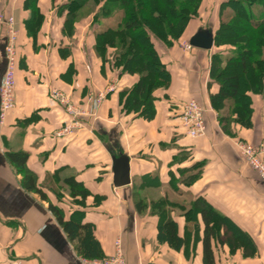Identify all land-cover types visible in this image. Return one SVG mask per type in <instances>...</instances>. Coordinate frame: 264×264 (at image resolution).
I'll use <instances>...</instances> for the list:
<instances>
[{
	"label": "crops",
	"instance_id": "crops-1",
	"mask_svg": "<svg viewBox=\"0 0 264 264\" xmlns=\"http://www.w3.org/2000/svg\"><path fill=\"white\" fill-rule=\"evenodd\" d=\"M24 1L2 0L1 6L14 17L18 39L15 107L4 119L0 117V264L16 260L23 264H80L75 244L50 211L49 203L23 188V176L7 157L9 152L19 151L29 154L28 167L39 184L55 173L61 182L75 176L85 184L91 193L85 207L64 197L62 206L66 219L79 212L83 223L94 225L104 257L114 254L120 240L126 264H204L201 217L199 237L193 235L187 247L177 251L160 244L161 217L152 206L142 214L137 211L134 194L145 199L148 191L134 189L136 181L139 188L152 184L153 202L167 199L178 205L169 209L181 237L186 236L187 224L181 207L189 209L198 197L228 219L213 241L215 264H264V182L234 143L243 139L264 146L263 96L252 95V128L234 125L235 136L226 135L210 102V93H217L219 86L213 84L208 89L213 49L192 47L185 51L155 41L170 73V87L154 92L153 121L132 112L126 114L120 92L131 89L139 76L114 68L111 49L108 62L98 56L96 17H39V23L31 24ZM215 25L211 32L194 26L184 40L190 43L203 31L214 37ZM4 34L0 36V88L7 66ZM54 90L83 111L89 108L90 97L101 93L105 99L95 115L85 118L83 130L57 139L55 131L70 117L65 106L52 99ZM190 99L199 101L206 110L207 134L202 138L189 137L179 120L183 105ZM121 154L130 158L132 183L115 188L113 157ZM196 163L202 164L197 181L192 186L180 184L189 174L181 171ZM46 194L58 204L53 193Z\"/></svg>",
	"mask_w": 264,
	"mask_h": 264
},
{
	"label": "trees",
	"instance_id": "trees-1",
	"mask_svg": "<svg viewBox=\"0 0 264 264\" xmlns=\"http://www.w3.org/2000/svg\"><path fill=\"white\" fill-rule=\"evenodd\" d=\"M91 2L100 5L99 14L95 15L98 24V56L108 62V50L116 49L118 53L110 59L114 68L121 70L122 74L139 76V80L131 89L120 92L122 111L126 114L132 112L148 122L153 121L156 117L157 100L154 92L158 89H169L171 83L170 73L162 62L154 40L168 47L173 46L182 37L189 21L197 17L202 0H68L59 7L58 14L75 17V12L86 8ZM25 3L32 11V19L29 22L39 23V17H43L40 0H26ZM224 4L237 8V12L234 11L227 22L222 20L215 32L212 49L216 48L219 53L212 55L208 89L210 90L213 84L219 86L217 93H210V102L219 114L218 121L223 132L228 136H235L234 125L252 128V95H261L264 98V0H229L223 3L222 9ZM161 17L177 18L175 21L162 22ZM238 18L246 22L245 29L233 33L227 27L238 23ZM249 28L254 33H260L259 37L248 36ZM224 47H229L228 51H223ZM228 100L233 101V108L229 110V114L222 115ZM7 157L23 176V188L27 192L38 194L42 200L49 203L50 211L70 241L75 244L78 254L88 259L104 258L102 246L94 234V225L83 223L79 217L82 213L79 212L72 213L70 219H66L62 206L64 203L61 191L67 188L71 203L85 207L91 195L85 184L75 176L67 177L61 182L55 173L41 185L37 175L28 167V153L9 152ZM181 160H184V157ZM201 165L196 163L192 168L182 170L181 174H189L179 183L192 186L200 177ZM143 185L144 183H141V186ZM137 187L139 188L138 184L134 182V189ZM46 191L56 196L58 204L50 201ZM134 204L140 214L149 206L157 211L161 217L157 240L177 251L187 247L193 235L198 239L201 217L204 224V264H215L213 241L219 237V227L226 225L228 219L218 213L205 198L195 199L189 209L181 207L187 222L184 237L179 235L178 223L171 216L169 209L178 205L170 203L167 199L148 203L138 193L134 194ZM230 232L241 237L236 234V230Z\"/></svg>",
	"mask_w": 264,
	"mask_h": 264
},
{
	"label": "built area",
	"instance_id": "built-area-1",
	"mask_svg": "<svg viewBox=\"0 0 264 264\" xmlns=\"http://www.w3.org/2000/svg\"><path fill=\"white\" fill-rule=\"evenodd\" d=\"M2 0H0V36L5 32V59L6 72L0 88V117L4 119L5 115L15 107V88H16V66H17V31L15 27V19L2 10ZM188 49H192L190 44ZM114 88H112L113 90ZM52 99L63 104L66 112L70 117L69 121L55 132V137L65 139L72 137L85 128L84 120L86 117L95 115L99 109L105 95L99 94L90 97L89 108L83 111L74 104L60 91L51 92ZM179 120L187 135L193 139L202 138L207 134L206 110L202 104L191 99L186 102L179 115ZM236 149L241 153L249 166L257 172L260 179L264 182V146H255L252 144L235 143ZM80 264H126L122 243L118 240L115 243V252L110 257L102 259H88L80 257ZM9 264H23L21 261H13ZM148 264H153L152 262Z\"/></svg>",
	"mask_w": 264,
	"mask_h": 264
},
{
	"label": "rangeland",
	"instance_id": "rangeland-1",
	"mask_svg": "<svg viewBox=\"0 0 264 264\" xmlns=\"http://www.w3.org/2000/svg\"><path fill=\"white\" fill-rule=\"evenodd\" d=\"M228 1L229 0H202L201 5H199V7H198L197 17H194V19L189 21L182 37L174 45H177V47L179 46L180 48L184 49L185 51L191 50V49H188L189 42H187V40L185 41L184 39H186V37H188L192 33V31H194V26H202L204 28L203 30L211 32L212 26L214 25V23H216V25H215V32H216L218 30L219 25L222 22V20L227 22V20L233 15V12L234 11L237 12V8H233L232 6H228L227 4H224L225 6L222 9L223 3L228 2ZM25 2H26V0L24 1L23 7L26 11L29 12V17H31L32 11L30 9H28ZM66 2H68V0H40V3H42L41 9H43V12L46 11V14H44L42 12L43 17H65L64 15L60 16L58 14V11H59V7H61V5L66 3ZM190 6L191 5H189V7ZM99 8H100V5L96 4L95 2H91L90 5H88L86 8H84L82 10H78L77 12H75V18H76V20H81L84 17H95L96 14L97 15L99 14V11H100ZM221 10H223V16L222 17H221ZM9 16H12V15H9ZM176 18L177 17H161L162 22H164L165 20L175 21ZM238 21L239 22L241 21V23L239 24V22H238L235 24H231L227 28H229V30H231L233 33H236L238 30L245 29L246 22L244 20H241L240 18H238ZM98 23L100 24V21H98ZM247 34H248V36L252 35V36H255L257 38V37H259L258 35L260 33H254V32H252V29L249 28V31ZM154 41H158V40H154ZM164 46L168 47L165 44H164ZM173 46H171V47H173ZM171 47L169 46L168 48H171ZM228 49H229V47H224L223 51H228ZM111 50H112L111 51V57L114 54L118 53L116 49H111ZM215 53H219V51L216 48H214L212 51V54H210V56H209L210 60L212 59V55H214ZM110 90H111V88H110ZM101 105H100V107H101ZM225 105L226 106H225L223 112L221 111L222 115L229 114V112H230L229 110L233 108V101L228 100ZM217 116L219 117L218 112H217ZM234 143L251 144L248 141L243 140V139H236L234 141ZM261 158L262 159L264 158V154H262ZM134 182L137 183L136 181H134ZM64 189L65 190H63V191L65 192V194L63 195V197L65 199H67L68 202H70L71 200H69L66 197L67 195H69L68 189L67 188H64ZM136 190L148 191V193L146 194L147 197L145 198V200H150V202L156 197V195L154 194L155 192H153L154 190H153L151 184H150V186L148 185L146 188L141 187V188H138ZM154 195H155V197H153ZM156 200H157V198H156Z\"/></svg>",
	"mask_w": 264,
	"mask_h": 264
},
{
	"label": "water",
	"instance_id": "water-1",
	"mask_svg": "<svg viewBox=\"0 0 264 264\" xmlns=\"http://www.w3.org/2000/svg\"><path fill=\"white\" fill-rule=\"evenodd\" d=\"M190 46L203 50H211L214 46V37L208 32H199L190 40ZM113 185L115 188H123L131 185L130 176V158L121 154L119 157H113Z\"/></svg>",
	"mask_w": 264,
	"mask_h": 264
}]
</instances>
